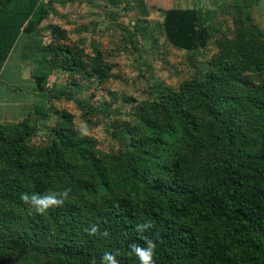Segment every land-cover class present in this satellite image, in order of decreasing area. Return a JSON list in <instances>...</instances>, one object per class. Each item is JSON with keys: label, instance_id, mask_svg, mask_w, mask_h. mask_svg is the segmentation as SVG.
<instances>
[{"label": "trees", "instance_id": "16d2710c", "mask_svg": "<svg viewBox=\"0 0 264 264\" xmlns=\"http://www.w3.org/2000/svg\"><path fill=\"white\" fill-rule=\"evenodd\" d=\"M47 14L42 0H0V75L19 37L37 36ZM207 23V11L196 8L164 18L171 42L191 52L207 43ZM257 34L252 28L225 41L204 78L164 91L149 108L157 123L151 116L142 136L120 139L123 156L110 171L96 169L93 181L78 175V160L95 161L70 126L36 148L28 119L0 123V264L22 255L30 264H101L105 252L139 264L129 246H145V238L156 244L154 264H264V37ZM250 72L262 80L251 85ZM54 96L91 109L71 91ZM66 188L69 198L44 215L20 199ZM146 223L150 229L137 231ZM93 225L99 232L89 236Z\"/></svg>", "mask_w": 264, "mask_h": 264}, {"label": "rangeland", "instance_id": "374dc122", "mask_svg": "<svg viewBox=\"0 0 264 264\" xmlns=\"http://www.w3.org/2000/svg\"><path fill=\"white\" fill-rule=\"evenodd\" d=\"M236 1L42 0L48 14L38 35L26 39L24 49L16 48L0 75V99L14 106L6 119L0 112V123L28 119L33 130L28 144L36 148L55 142V128L70 126L95 161L78 160V175L93 181L96 169L110 171L123 156L120 139L129 143L142 136L146 121H154L151 116L157 123L149 108L164 91L204 78L212 56L239 33L256 28L262 33L258 40L264 37V0L245 8ZM187 8L208 13L210 36L195 52L175 46L164 25L167 10ZM57 29L63 32L60 38ZM246 78L254 85L263 77L250 72ZM57 89L71 91L91 109L56 98ZM36 106L42 115L35 113ZM30 263L24 255L17 261Z\"/></svg>", "mask_w": 264, "mask_h": 264}, {"label": "clouds", "instance_id": "9594fccd", "mask_svg": "<svg viewBox=\"0 0 264 264\" xmlns=\"http://www.w3.org/2000/svg\"><path fill=\"white\" fill-rule=\"evenodd\" d=\"M71 189H64L62 192H51L44 195L37 193L33 194H21L20 199L22 202L28 206L30 211H35L37 214L44 215L50 209L60 207L64 204L65 200L69 198V193ZM151 228V224H142L137 226V231L143 232ZM85 232L89 236L97 235L99 229L97 226L93 225L90 228H86ZM102 235L107 236L108 233L105 231ZM130 255L134 254L139 260V264H154V253L156 244L153 240L145 238V246H140L139 244L130 245ZM119 255L117 252L115 255L112 252H105L101 264H119L116 256ZM95 264V261H93Z\"/></svg>", "mask_w": 264, "mask_h": 264}, {"label": "crops", "instance_id": "0c3cea01", "mask_svg": "<svg viewBox=\"0 0 264 264\" xmlns=\"http://www.w3.org/2000/svg\"><path fill=\"white\" fill-rule=\"evenodd\" d=\"M25 46H26V36L23 34L22 36L19 37V40L17 41L14 49L12 50V52L10 53V55L8 57V60L10 57H12L14 55L16 48L21 47L22 49H24ZM4 68L5 67H3L2 72L4 71ZM4 101L5 100L2 99V101H1V99H0V110H1L0 112L2 113L1 115H3L2 118L6 119L7 117L5 115H8L11 111H14V109H13L14 106L13 105L10 106L6 102L4 103ZM10 108H12V109H10Z\"/></svg>", "mask_w": 264, "mask_h": 264}]
</instances>
